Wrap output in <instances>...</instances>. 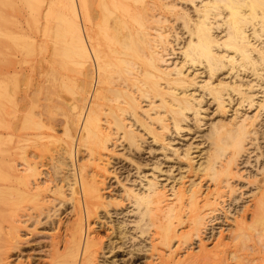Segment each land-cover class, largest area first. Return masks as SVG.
<instances>
[{
	"label": "bare ground",
	"instance_id": "bare-ground-1",
	"mask_svg": "<svg viewBox=\"0 0 264 264\" xmlns=\"http://www.w3.org/2000/svg\"><path fill=\"white\" fill-rule=\"evenodd\" d=\"M5 1L0 0V55L5 58L0 68V175L4 183L0 184V219L5 222L0 223L4 236L0 264L8 250L19 245L22 221L15 219L18 212L31 220L55 202L72 204L75 218L64 236L59 233L52 238L45 264H99L105 247L104 238L93 227L102 224L96 223L98 214L100 210L109 214L110 208L121 210L126 202L133 207L135 221L131 223L140 237L150 236L145 250L156 262L149 257L146 264H244L245 253L237 254L247 252V243L255 238L261 245L257 253L264 251V168L245 178L240 173L244 161L239 162L247 152H254L250 145L259 144L255 143L259 142L257 123L264 112V96L255 101L253 91L259 87L264 93V0H188L192 14L179 8L181 0H48L44 5L42 0H13L7 5ZM177 22L187 38L180 33V41L184 40L178 50L181 60L169 65L168 51L175 53V46L181 45L173 26ZM35 54L38 58L32 60ZM207 98L218 120H209L208 130L203 131L206 148L203 152L199 148L200 157L191 152L193 145L179 147V152L167 138L180 134L187 121L201 124L207 117L201 119ZM234 99L237 108L226 117ZM244 106H255V112L241 113ZM188 127L187 132L192 131ZM142 133L151 139L150 144H158L160 155L172 151L175 155L168 156L182 162L185 171L176 169L181 173L171 184L160 183L152 173L143 179V190H136V185L124 187L125 203L121 197L106 200L103 183L109 171L105 161L113 153L109 144L117 137L138 151L139 140L148 139H142ZM81 153L86 156L79 161ZM44 155L49 156L48 169L40 161ZM152 168L156 173L159 170ZM240 178L256 186V193L253 205L239 209L233 219L230 242L237 249L224 242L222 233L207 249L201 236L214 214L223 210L225 198L239 190L233 182ZM194 239L201 243L196 253L186 249L182 258L175 254ZM105 264L110 261L106 259Z\"/></svg>",
	"mask_w": 264,
	"mask_h": 264
},
{
	"label": "rangeland",
	"instance_id": "rangeland-1",
	"mask_svg": "<svg viewBox=\"0 0 264 264\" xmlns=\"http://www.w3.org/2000/svg\"><path fill=\"white\" fill-rule=\"evenodd\" d=\"M13 0H6L4 3H5V5H7V4H9V3H11ZM43 1V5H44V3L46 4V2L48 1V0H42ZM46 1V2H45ZM184 0H181V1H179V2H177V4H178V6H179V8H182L183 10H184V8H185V11L187 10H189L188 12H190L191 14L193 13V8H192V6H191V4H189V2H188V0H186V2L184 3L183 2ZM197 2L198 1H196V4H197ZM199 3V2H198ZM33 4V6H37L38 7V3L37 2H34V3H32ZM54 8H55V6H54ZM173 26H176V33H177V37H179V40H177L178 41V44L181 42V45H179V46H175V48H174V45H175V39H176V35H172V37L174 36V38H172V39H174L173 41L174 42H172V43H174V44H172L173 45V48L175 49V51H177V52H175V53H173L172 52V50L171 51H168V53H170L171 55L169 56V55H167V58H165V60L166 61H169V62H167L169 65H172V64H177L181 59H180V53H178V50H180L179 49V47L181 48V46H182V44H183V41L187 38L186 36L187 35H184L185 33H184V31L183 30H181L180 28H181V26H179V22H177V23H174L173 24ZM179 29H180V31H179ZM180 33L182 34V36L184 37L183 39L184 40H181L180 41V38L182 39V37H181V35H180ZM180 35V36H179ZM172 39H170L171 41H172ZM177 41H176V45H178L177 44ZM170 49V48H169ZM175 54V55H174ZM169 56V57H168ZM38 58V56L35 54V55H32V57H31V59L32 60H36ZM173 62V63H172ZM177 62V63H176ZM4 64H5V58L4 57H2L1 55H0V68L1 67H3L4 66ZM59 68V67H58ZM59 70V69H58ZM191 72L193 71V70H190ZM190 72V73H191ZM244 80H245V78H244ZM23 82V81H22ZM22 85H23V83H22ZM254 94H255V101H258V100H260V98L262 99L263 98V96H264V93L262 92V89L261 88H259V87H257V88H254ZM261 93H260V92ZM206 100V102H205V104H204V102H203V104L202 105H204V106H202L203 107V109H205V110H203L202 109V111H201V117H202V115H203V117L201 118V119H203L204 117H206V115H207V119L206 118H204V121L203 120H201V124H196L195 125V123L194 124H192L191 122L192 121H187V122H185V123H183L182 124V128H183V130H182V132H180V134H179V132H178V134L177 133H174V135H172V138H170L171 137V134H173V133H169L170 134V137H169V134H167L166 135V137H169V138H167L168 139V141L170 140H172V141H175V142H170L172 145H173V148H174V146H176L175 148L178 150V148L179 147H181L179 150H181L182 148H184V149H186V148H188L187 146L189 145V147L190 146H192L191 147V152L193 153V154H197V155H199V157L201 156V154H198V153H201V151H198L199 150V148L201 149L202 147V152L204 151V149L206 148V145H207V142H204V140H203V138L205 139V136L203 137V135H205V133L203 132V131H207L208 130V126L210 125V121L212 122V123H214V122H216L217 120H218V115H217V113L215 114V112H214V106H213V104H211L208 100V98L207 99H205ZM235 102H236V100L234 99V102H232L230 105H228V106H230V107H228L229 108V110L227 111L228 113L226 114V117H229V115H231L232 114V112L237 108L236 106H234L235 105ZM234 103V104H233ZM209 104H211V105H209ZM206 105V106H205ZM210 109H209V108ZM255 107V106H254ZM253 106H252V108H249L248 106H244L243 108H240V111H241V113L242 112H244V113H246L247 115H252L255 111H254V108ZM208 108V109H207ZM214 108V109H213ZM233 110V111H232ZM203 111H204V113H203ZM206 111V112H205ZM206 114V115H205ZM264 114V112L262 113V115L260 116L262 119H260V121L258 120V123H257V129H258V141L259 142H255V143H259V144H257V145H255L254 147H253V145H250V146H252V148H254L253 149V151H251L252 150V148H250L249 149V151H250V153L251 152H253L252 154H249V152H247V155H246V157H248V154H249V156L250 157H248V158H246V157H242V159L241 160H239V162L241 161V162H243L242 164V167L240 168V165H241V162H240V165H239V168H240V173H242L241 171H243V173L241 174L242 175V177H244L245 176V178H248L247 176L249 175V178H250V176H253V175H255L256 173H258L257 171H259V170H261L262 168H264V160H263V156H261L260 157V151L261 152H263L264 153V151H262L263 150V148L261 147L262 145L264 146V141L262 140V138L264 137V133H261V132H264V118H263V115ZM60 117H58V119H59ZM214 118V119H213ZM217 118V119H216ZM207 122H206V121ZM210 120V121H209ZM214 121V122H213ZM263 123V124H262ZM56 124V130H57V135L59 136L60 134H61V131H60V128H58V123H55ZM58 124V125H57ZM187 124V127L189 126H195V131L193 130L194 128H189L188 127V129L190 130H192V131H188L187 132V127L185 126ZM263 126H262V125ZM198 125V127H196ZM206 125V126H205ZM260 125V126H259ZM203 126V127H202ZM258 126H259V128H258ZM135 127V126H134ZM133 127V128H134ZM200 127V128H199ZM202 127V128H201ZM136 129H139L137 126H136ZM261 129H262V131H261ZM198 130H200V132H198ZM201 130H202V132H201ZM140 132H141V129L139 130ZM184 131V132H183ZM173 132V131H172ZM198 132V133H197ZM194 133H197V134H194ZM201 133V134H200ZM204 133V134H203ZM263 135H261V134ZM143 134V137H144V133H142ZM175 134L176 135H178V136H175ZM183 134V135H182ZM182 137H181V136ZM259 135L260 136H262V137H259ZM147 138H148V136H146ZM146 137H144V138H142V139H146ZM201 137V138H200ZM261 138V139H260ZM117 139L119 140V141H117ZM174 139V140H173ZM264 139V138H263ZM148 140V141H147ZM147 140H142V142L144 141V143H142V142H140L141 140H139V143L141 144V145H139L138 144V147H140V148H138L139 150L138 151H135L136 150V148L134 147V148H128V145H126L124 142L122 143L121 141L122 140H120L119 138H117L116 137V141H115V143H113L114 141H112L111 143H113V144H109V150L111 149L112 151H113V153H109L108 155H109V157L108 156H106V158L108 159H106L107 161H105L107 164V167H108V171H109V173H108V175H107V177H106V179L104 180V183H103V193H104V196H105V198H106V200L108 199V200H115L114 199V197H116V199L118 200V199H123V197H125V196H123V189H124V187L126 186V187H130L131 185V188L132 187H134V185H136L134 188H136V190H143L142 188L144 187H142L141 188V186L146 182V181H144V180H146L147 178L149 179V177L151 178L152 176H153V174L156 176V178H157V180H158V178H159V182L160 183H163V182H167L166 184H171L172 183V181H170V180H174L173 178H175V177H177V178H179L178 176V174L179 173H181V172H184V171H182V169H184L183 167H184V165H183V163L182 162H180V161H178L177 160V158L174 160L173 158H171V157H169L170 156V154H174L172 151L170 152L169 150H165V151H163V153L164 154H166L165 155V157H167L168 155V157L169 158H171L170 160L168 159V157L167 158H165V157H163L164 155H163V153L161 152V155H163L162 156V158H160L161 157V155H160V151H158L159 149H158V144H155L154 143V145H153V142H151L152 144H150V141H151V139H147ZM206 140V139H205ZM262 140V141H261ZM147 141V142H146ZM261 142V143H260ZM191 145H190V144ZM203 143V144H202ZM115 144V145H114ZM150 144V145H149ZM187 145V146H186ZM260 146V148L262 149V150H259L260 148H258L257 147V152L255 151V149H256V146ZM150 146L153 148V146H154V148H153V150L154 151H157V152H154L155 154H153L152 155V153H150V151L152 152L153 150H150ZM183 146V147H182ZM185 146V147H184ZM205 146V147H204ZM151 148V149H152ZM160 148V147H159ZM197 148V149H196ZM248 148H249V145H248ZM130 149H131V151H130ZM133 149H135V150H133ZM141 149V150H140ZM183 149V150H184ZM193 149H195V151L193 150ZM54 151H55V149H53ZM52 150V153H54L55 154V152ZM150 150V151H149ZM178 150V151H179ZM259 150V151H258ZM84 151V150H83ZM162 151V150H161ZM169 151V152H168ZM179 152H182V151H179ZM195 152V153H194ZM150 153V154H149ZM158 154V155H157ZM259 154V155H258ZM152 155V156H151ZM155 155V156H154ZM175 155V154H174ZM45 156V157H44ZM44 156H42L41 158H40V161L42 160V162H43V165L45 164V166L47 167V169H48V167H49V165H48V163H49V156H47V155H44ZM86 156V154H84V153H81V154H79V156H78V159H79V161H81V158H83V157H85ZM196 156V155H195ZM258 156H259V158H258ZM152 157H154V158H152ZM158 159H157V158ZM253 159H252V158ZM258 159H257V158ZM42 158H45L44 160L42 159ZM155 158H156V160L160 163H158L156 160H155ZM168 159V160H165V159ZM249 158H251V159H249ZM261 158V159H260ZM162 159H164V160H162ZM200 159V158H199ZM248 161H247V160ZM260 159V160H259ZM104 160H105V158H104ZM152 160V161H151ZM160 160H161V162H160ZM247 162H249V163H245L246 161ZM250 160V161H249ZM263 160V161H262ZM136 163H135V162ZM155 161L157 162V165L155 164ZM174 162L173 164L172 163H168V162ZM175 161H176V163H175ZM177 161H178V163L180 162L181 164H178L177 163ZM259 163H257V162ZM108 162L110 163V164H108ZM166 162V163H165ZM199 161H198V158H196V162L195 163H198ZM201 162V161H200ZM251 162V163H250ZM141 163V164H140ZM149 163V165L146 167V165ZM168 163V164H167ZM262 165H261V164ZM136 164H140V165H138V166H135ZM153 164V165H152ZM155 164V165H154ZM162 164V165H161ZM175 164V165H174ZM256 164V165H255ZM157 166L158 167V169L159 170H157V173L155 172V169L154 168H152V166ZM164 165V166H163ZM177 165H179L178 167H177ZM151 168H150V167ZM160 166V167H159ZM162 166V167H161ZM168 166V167H167ZM46 167L44 168V166H43V171H44V173H45V170H46ZM136 167H138V168H136ZM140 167H141V171L143 172H140V170H139V172H137V169H140ZM174 167V169H172ZM258 167V168H257ZM168 168V169H167ZM170 168L172 169V170H174L172 173L173 174H171L170 172L172 171H170ZM181 169V172H178V170H180ZM153 171H152V170ZM176 169H178V170H176ZM241 169H243V170H241ZM246 169V170H245ZM258 169V170H257ZM175 170H176V172H175ZM150 173H149V172ZM159 171V172H158ZM162 171V172H161ZM163 171H164V173H163ZM165 171H167V173H168V175L166 174V172ZM168 171H170V172H168ZM244 171H245V173H244ZM247 172H250V173H247ZM153 173V174H152ZM170 173V174H169ZM255 173V174H254ZM1 174V173H0ZM152 174V175H151ZM159 175V176H158ZM164 175V176H163ZM170 175V176H169ZM172 175H174V177L172 176ZM177 175V176H176ZM143 176H146V177H144L143 178ZM166 177H169V178H167L166 179ZM2 176L0 175V184H4L3 183V181H2ZM165 178V179H164ZM176 178V179H177ZM116 179V180H115ZM144 179V180H143ZM241 179V180H240ZM240 179H235V182H233V184L234 185H236V189L238 190V191H235L236 193H234V195L232 194L231 196H233V197H229V195L225 198V200H224V202L222 203V206H223V210L221 211L220 209H219V211L218 212H216L215 214H214V217H215V221L214 220H211L210 222H208V225H207V228H206V231L203 233V235L201 236L202 237V239L204 240H202L203 242H204V245H205V247L208 249V247H209V249H211V247H213V245H214V243L216 242V239L219 237V233H222V235L224 236V242L225 243H227L228 242V244H230L231 245V249L233 250H236L237 248V245L234 243V242H230V240H231V232L230 231H232L233 230V226H234V222H233V219H234V217H236V216H238L237 215V213L239 214L241 211H239V209L240 210H242L243 209V207L244 206H248V207H250V206H252L253 205V202H252V197L254 196V193H256V186H254V185H248L247 183H246V181H247V179H242V178H240ZM128 181V182H127ZM143 181V182H142ZM242 181V182H241ZM142 182V183H141ZM169 182V183H168ZM55 183V182H54ZM139 183H141V184H139ZM122 184H124V186H123V188H122ZM164 184V183H163ZM202 184H204V182L202 183ZM206 184V183H205ZM128 185V186H127ZM239 186V187H238ZM137 187H138V189H137ZM140 187V188H139ZM203 187H205V186H203ZM235 187V186H234ZM203 190L205 189V188H202ZM235 189V190H236ZM123 194H122V193ZM237 194V195H236ZM122 195V196H121ZM239 196V197H238ZM119 197V198H118ZM121 197V198H120ZM113 198V199H112ZM125 199V198H124ZM121 200V201H123V203H125L126 202V200ZM246 200V201H245ZM119 201V200H118ZM227 202V203H226ZM235 202V203H234ZM128 202H126L125 204H123V205H125V206H121L120 208H122L121 210H119V208H117V210L115 211V209H113V210H111V208L109 209V214L108 213H105L104 211H102V210H100V212H99V216L98 217H100V221L99 220H97V219H94V220H92V221H96V223H98V222H101L102 224L100 225V227H98L99 225L98 224H95L93 227L94 228H96V229H98V230H96L97 232L99 231V233H101L100 235L104 238L103 240H102V245H103V247H105V248H103L102 246V248H103V252L102 251H100V255H99V264H102V262H103V264H105V261H106V259H107V261H110V264L111 263H113V262H111V261H117L116 263H119V264H146V263H148L149 262V257H150V253H147V249L149 248V247H147L149 244V233H147V235H146V237L144 236V235H142L143 237H140L141 235H140V233L138 234V232L137 231H139V230H137L136 228H135V224H133V223H131V221H135L134 219H135V212H131V210L133 209V207L132 206H130V205H128L127 204ZM243 204V205H242ZM53 205V206H52ZM52 205H50L48 208H46V211L44 210V214H45V212H46V214L44 215V214H41L40 216H36L35 218H31V220H29L28 218H26L25 216H24V214L22 213V212H18L19 214V216L17 217V218H15L16 219V221H17V219H19V221H22V227L20 226V230H18V232H19V237H18V240H19V245H17V247L16 248H14L13 250L12 249H10V250H8V255H6L7 256V259H5V262L3 263L2 262V264H19V263H21V264H28L29 262H31V264H45V263H47L48 261H49V256H48V254H49V251H50V246H49V244L51 243V241H52V238L54 237V236H56V235H58L59 233V235L62 237V236H64L65 235V231H66V229L70 226V224L72 223V221L74 220V213H73V211H72V204H70V203H64V205H61V204H59L58 205V203L57 202H55V203H53ZM54 205H56L55 206V208H53L54 207ZM225 205V206H224ZM241 205H242V207H241ZM61 206V207H60ZM230 206V207H229ZM226 207V208H225ZM54 209V210H52L51 212H49L50 213V216H49V214H47L48 213V210H50V209ZM128 208V209H127ZM131 208V209H130ZM251 208H253V207H251ZM130 209V210H129ZM224 209L225 210H227V212H228V214H227V212L226 211H224ZM59 210V211H58ZM111 210V211H110ZM54 211V212H53ZM221 211V212H220ZM103 212V213H102ZM113 212V213H112ZM222 212L223 213H225L224 215L222 214ZM22 213V214H21ZM32 213V212H31ZM131 213V214H130ZM33 214V216H34V214L35 213H32ZM37 214V213H36ZM53 214H54V217H53ZM101 214V215H100ZM114 214V215H113ZM118 214V215H117ZM123 214V215H122ZM23 215V216H22ZM116 216V217H115ZM48 217V218H47ZM217 217H218V219H217ZM228 217V218H227ZM249 215H248V223L250 222V219H249ZM122 218V219H121ZM104 219V220H103ZM107 219V220H106ZM118 219V220H117ZM6 220V219H5ZM4 220V221H5ZM28 221L29 220V222H24V221ZM116 220V221H115ZM40 221V223L38 224V222ZM52 221V222H51ZM106 221V222H105ZM111 221V222H110ZM24 222V223H23ZM48 222V223H47ZM59 222H60V224H59ZM130 222V223H129ZM0 223H1V225H3L2 223H5V222H2V218L0 219ZM120 223H121V225H125V226H122V228H121V225H120ZM127 223V224H126ZM210 223H212V224H210ZM111 224V225H110ZM118 224V225H117ZM97 225V226H96ZM120 225V227L118 228V226ZM134 225V226H133ZM26 226V227H25ZM59 226V227H58ZM105 226V227H104ZM107 226H108V228H110V229H107ZM113 226V227H112ZM123 227H126L125 229H124V231H126V232H124L122 229H123ZM134 227V228H133ZM135 229V230H134ZM107 230V231H106ZM121 230V231H120ZM122 231H123V233H122ZM136 231V232H135ZM111 232V233H110ZM117 232V233H116ZM121 232V234L120 235H118L119 233ZM128 232V233H127ZM104 233H105V235H104ZM116 233V234H115ZM125 233V234H124ZM127 233V234H126ZM124 236H123V235ZM129 234V235H128ZM131 234V235H130ZM109 235V236H108ZM112 235H113V237H112ZM127 235V236H126ZM133 235V236H132ZM123 236V237H122ZM110 237V238H109ZM121 237V238H120ZM125 237H127V238H125ZM136 237V238H135ZM145 237V238H144ZM122 238H124V239H122ZM132 238V239H131ZM135 238V239H134ZM4 239V236L3 235H1L0 234V240H3ZM22 239V240H21ZM109 239V240H108ZM118 239V240H117ZM121 239V240H120ZM144 239V240H143ZM128 240V241H127ZM133 240V241H132ZM121 241V242H120ZM254 241V242H253ZM252 242L251 241H249L247 244H248V246H250L249 247V249H248V251L246 252L245 250H243V251H239L238 252V254L237 255H239L240 253H245V254H243L242 256H243V258H241L242 260L244 259L245 260V262H244V260H243V263L245 264H264V261H262V263H261V260H264V251H262V253L260 254V253H257V251H256V249L257 248H260V246L261 245H259L260 244V242L258 243V241L256 240V238L253 240ZM1 242V241H0ZM116 242V243H115ZM126 242H128V243H126ZM202 242V243H203ZM111 243V244H110ZM255 243H258V245H256L255 246ZM109 244V245H108ZM136 244V245H135ZM190 244H191V246H190ZM190 244H188L189 245V248H186V247H188V245H185V247H181V248H184V249H178V250H176V252L177 253H175V254H177V255H179L180 254V258H182L183 257V255L185 254V253H187V252H190V250L191 251H193L194 253H196L197 252V250H198V247H200L199 245H201V243H199V241L198 240H196V239H194ZM236 245V247H235V245ZM114 245H116L115 247H114ZM120 245V246H119ZM135 246V247H134ZM114 247V248H113ZM133 247L134 248H136V249H134L133 250ZM139 247V248H138ZM109 248V249H108ZM113 248V249H112ZM115 248H116V250H115ZM141 248V249H140ZM173 248H175V246L173 247ZM111 249V250H110ZM142 249H143V251H142ZM146 249V250H145ZM186 249H188V251L186 250ZM138 250H140V251H138ZM146 252H145V251ZM133 251V252H132ZM135 251V252H134ZM184 251H187V252H184ZM109 252V253H108ZM113 252V253H112ZM132 253V254H129V253ZM137 252V253H136ZM138 252H140V253H138ZM149 252V251H148ZM178 252H180V253H178ZM181 254H183V255H181ZM135 255V256H134ZM240 256V255H239ZM3 257H5V256H3ZM179 257V256H178ZM109 258V259H108ZM153 259H155V257L153 258ZM152 257H150V262H152ZM147 260H148V262H147ZM101 261V262H100ZM253 261V262H252ZM28 262V263H27ZM154 262H156V259H155V261L153 260V263ZM231 262V264H233L234 263V261H230Z\"/></svg>",
	"mask_w": 264,
	"mask_h": 264
}]
</instances>
